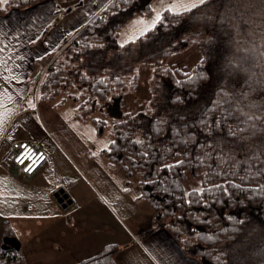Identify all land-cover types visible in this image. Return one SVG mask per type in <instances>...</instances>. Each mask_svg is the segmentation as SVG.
<instances>
[{"label":"trees","instance_id":"trees-1","mask_svg":"<svg viewBox=\"0 0 264 264\" xmlns=\"http://www.w3.org/2000/svg\"><path fill=\"white\" fill-rule=\"evenodd\" d=\"M44 1L8 0L0 12ZM151 10L152 0H127L100 11L52 58L39 98L55 107L71 102L100 134L110 127L102 150L108 163L124 171L128 192L137 176L136 198L154 208L155 224L188 255L202 264H264V140L258 139L264 125L257 123L250 138L244 132L243 141L233 139L228 128L236 125L221 111L233 112L235 101L225 93L245 91L249 75L264 80V0H205L191 12H164L154 29L122 46L119 33L128 20ZM189 46L202 53L192 68L168 64ZM138 64L154 77L145 106L130 112L124 97L136 91ZM254 87L242 105H264V86ZM175 160L182 163L161 167ZM187 179L200 180L205 191H186ZM15 237L6 221L0 264H24ZM118 250L106 244L71 264H118Z\"/></svg>","mask_w":264,"mask_h":264},{"label":"crops","instance_id":"crops-1","mask_svg":"<svg viewBox=\"0 0 264 264\" xmlns=\"http://www.w3.org/2000/svg\"><path fill=\"white\" fill-rule=\"evenodd\" d=\"M87 1L88 5L95 3L85 0L76 13L67 11L60 16L56 4L44 5L45 2L0 14V30L8 34L7 40L3 36L0 40L15 48L14 53L4 57L10 72L28 75L36 71L40 54L48 52L41 57L42 66L52 58L63 39L71 38L100 11L91 14ZM49 9L34 29L31 17ZM16 32L20 35L15 36ZM30 39L35 42L29 43ZM16 40L20 43L16 44ZM3 67L0 66V74H8L2 71ZM26 79L25 76L22 81ZM23 101L19 104L15 99L0 101L3 107L11 103L14 107L0 130V191L5 193L0 196V248L4 223L8 221L22 246L26 241L35 243L36 251L52 250V256L57 257L54 260L73 255L74 244L84 250L76 256L83 259L98 253L106 244L116 243L118 264H145L146 260L150 264H202L188 255L167 230L155 224L154 208L136 198L137 190H125L124 171L111 166L102 152L105 145H92L87 132L81 129L86 120L73 113H62V106L44 101L35 103L33 99L25 101H31L35 108L27 104L26 108L17 109ZM92 131L95 132L94 128ZM23 137L39 143L49 155L34 175L3 162L9 140ZM145 248L157 260L151 261Z\"/></svg>","mask_w":264,"mask_h":264},{"label":"rangeland","instance_id":"rangeland-1","mask_svg":"<svg viewBox=\"0 0 264 264\" xmlns=\"http://www.w3.org/2000/svg\"><path fill=\"white\" fill-rule=\"evenodd\" d=\"M53 1H55V0H53ZM53 1L52 0H46V1H44L45 2L44 5H48V4H50L52 6L54 4H56L57 6L59 5L60 10H58V11H60L59 13H61V14H64V12H67L66 10H68L67 9L68 7H70V10L72 9L71 11L69 10V13H72V12L76 13L77 8L80 7L78 5L79 4L81 5L85 2V0H59V1H55V2H53ZM103 1L104 0H96L95 3L92 5H88V1H87L86 6H89V8H91L90 12L92 14V12L94 10L96 12H98L100 10V9H98V7L102 6ZM170 2H171V0H152L151 12L148 14L138 13V14L134 15L130 20H128V22L124 25V27L121 29V31L119 33V40L121 41V40L126 39L127 36L132 33L133 29L141 27L140 24H133V21H135L138 17L143 16V17H145V19L147 21H151L152 17L155 14V12L153 10H159L162 6H164ZM26 8H28V7H26ZM57 8L58 7H56V9ZM99 8H101V7H99ZM18 9H21V8H18ZM53 10L54 9H52V11ZM49 11H50V9L46 10V11L44 10L40 14H38L37 16L31 17L32 18L31 22L34 23V26H33L34 29L38 25L41 24L40 21L43 20V16L45 15L46 12H49ZM2 13L6 14V12H0V14H2ZM97 14L93 15V17L96 16ZM93 17H92V19H93ZM81 28H79L75 32V34L73 36H71V38H69L67 40L63 39L62 46L58 47L54 54L56 55L64 47H66L68 45V43L74 38V36L79 32V30ZM47 53H45V54H47ZM9 54H10V52L7 55H9ZM45 54H43V55H45ZM43 55L40 54L38 56V62L36 63L37 69L35 72L33 71L32 73H29L28 75H22L19 72H16L15 75H17V76L24 77V78L26 76V78H27L25 80L26 82H23L20 79H17V80L9 79L8 81H5L2 78H0V95H3L4 89H7V92L11 96V99H15L17 104H19L20 101L22 99H24V101L22 102L23 103L22 105H17V109L26 108V105L29 104L28 101L26 103V101H25L26 99H31V100L33 99L35 101V103L37 101L48 102L46 100H40L39 93H40V89H41V81H42V78L44 75V71H45L46 67L49 65V63H51V60L55 55L52 58H50L47 62H45V64L42 66V65H40V63L44 59V58L43 59L41 58ZM201 56H202V53L197 47L189 46L186 49H184L181 53L170 57L168 59V64L171 66H180V67L190 69L201 58ZM136 70L139 73V82H138V86L136 88V91L128 93L124 97L125 104H126L125 108H126V110H129L130 112H137L145 106V104L148 100V97H149L150 85H151V82H152L153 77H154V71L145 64H138V66L136 67ZM3 75H7V74H0V77H2ZM3 108L13 109L14 107L11 103L10 106H8V104H7ZM61 109H62V113H68V114L73 113L74 115L77 116V114H75L76 112H75L73 104L69 101L64 103V105L61 107ZM86 121L87 122H83L81 124V127H82L81 129L85 130L87 132L86 135H88L90 137V139L92 140V145H95V144L96 145L97 144L98 145H100V144L108 145L109 141L111 139L110 127H107L105 129V132L103 134H100L96 131L95 124L91 119L86 120ZM93 128H94L95 132L92 131ZM130 186L132 189H136V187H138L137 176H134L132 178ZM200 186H201L200 180L187 179V181L185 182L186 191L189 189H192V188H199ZM16 236H17V234H16ZM17 239L19 241V238H17ZM3 242H2V244H3ZM22 243H23V246L20 244V242H19V246H20V251L22 252V255H23V260H25L24 264H46L47 262H49V263L58 262L59 263V262H70V261L73 262V260L79 261L81 258L76 257V256H77V254L80 255V253L84 251V250H81L78 245L74 244V254L73 255H69V256L66 255L65 257H63V255L58 256L59 258L54 260L57 257L52 256L53 251L52 250H41L40 242H38V245H40L41 252L36 251L37 245H35V243L33 244L31 242H26V241H24ZM34 245H35V247H33ZM69 246L73 250V245L69 244ZM65 250H68V249H65ZM66 253H67V251H66ZM44 254H45V256H42V257L40 256V255H44Z\"/></svg>","mask_w":264,"mask_h":264},{"label":"snow or ice","instance_id":"snow-or-ice-1","mask_svg":"<svg viewBox=\"0 0 264 264\" xmlns=\"http://www.w3.org/2000/svg\"><path fill=\"white\" fill-rule=\"evenodd\" d=\"M95 2V0H94ZM127 0H104L102 7L100 8L101 11H107L111 8H117L120 6L121 3H126ZM205 0H171L170 3L162 6L159 10H153L155 12L154 16L152 17L151 21H147L145 17L140 16L135 21H133V24H140L141 27L133 29L132 33L127 36L126 39L121 40V45L128 44L130 42L136 41L139 37L144 36L146 33H148L150 30L154 29L158 23H160L164 17V12H170L174 15H179L181 13L185 12H191L193 9L197 8L199 5L204 4ZM8 3V0H0V8H4L5 5ZM151 8V5L149 6ZM58 11V9H57ZM51 21H49L50 23ZM15 36H19L20 33L16 32L14 33ZM0 36L5 37V40L8 39V34L4 31L0 30ZM5 40H0V53L3 55H0V66H4L2 68V71L4 73H8L7 75H3L2 78L5 81L11 80H22L23 77L17 76L14 73L10 72V70L6 67L7 60H5V56L9 52H15L14 47H9L7 43H5ZM29 43H34V39H30L28 41ZM16 44L20 43V40L15 41ZM243 71L247 72L248 69H243ZM179 83V81H177ZM244 84L247 85V89L243 92H239L234 96L232 93H225V96L228 97L231 100L235 101V104L233 107V112L229 113L226 109H221L225 117H229L233 120V122L236 125L235 130L233 131L232 128H228L229 134L235 139L238 135L240 136L241 141L245 139V137L242 135V133L247 132L248 137L250 138L255 134V130L257 128V123L264 125V105H256L255 103L249 101L248 105H246L249 110L245 111V105L241 104V100H244L247 95H249L251 92L255 91V85L264 86V80L256 79L254 80L251 75L247 77V79L244 80ZM237 96L239 99H237ZM179 99V97H177ZM2 100H11V96L8 94L7 89H4L3 95H0V101ZM29 105L32 108H35L36 105L31 103V101H28ZM220 103H224V101H220ZM255 108L256 111H251V109ZM12 109H5L3 108V105L0 104V130H2V126L5 122V120L8 118V116L12 113ZM257 112L259 114H257ZM11 139V137H8ZM258 139L264 140V136L259 137ZM135 143L142 144L143 141L136 139ZM28 147L27 145H21V154L23 152V149ZM107 147V145H105ZM246 147H251L250 145ZM144 155H147V153H144ZM17 160H20V156L16 157ZM23 163V161H21ZM223 162V161H222ZM257 163H261L262 159L258 158ZM182 161L175 160L172 162V165H162L161 167L165 168H171L174 165L181 164ZM31 168V165H29V169ZM235 183L234 181L232 182ZM219 187V185H217ZM256 187H260V185H256ZM193 193H203L205 190L203 188H196L191 190ZM225 192H227V188L224 189ZM17 195H20L19 192L16 193ZM5 195L4 192L0 191V196ZM191 201H189L190 203ZM144 251L148 254V257H150L151 261L157 260V256L153 255L152 252H150L147 248L144 249ZM145 264H150V261L146 260Z\"/></svg>","mask_w":264,"mask_h":264},{"label":"built area","instance_id":"built-area-1","mask_svg":"<svg viewBox=\"0 0 264 264\" xmlns=\"http://www.w3.org/2000/svg\"><path fill=\"white\" fill-rule=\"evenodd\" d=\"M3 137L4 139H7L6 135ZM21 145L28 146L23 149L22 154L20 148ZM17 156H20V160L16 159ZM47 158V151L36 141H32L28 138H15L9 140L7 155L3 162L8 167L15 165L25 174L33 175L43 165ZM21 161H23V163ZM29 165H31L30 169Z\"/></svg>","mask_w":264,"mask_h":264}]
</instances>
